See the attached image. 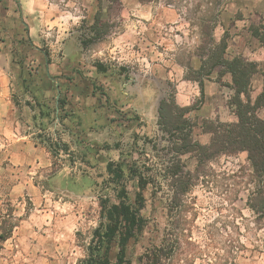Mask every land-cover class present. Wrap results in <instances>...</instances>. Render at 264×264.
I'll use <instances>...</instances> for the list:
<instances>
[{"label":"rangeland","instance_id":"obj_1","mask_svg":"<svg viewBox=\"0 0 264 264\" xmlns=\"http://www.w3.org/2000/svg\"><path fill=\"white\" fill-rule=\"evenodd\" d=\"M131 12L120 0H0V75L29 144L14 165L0 136V230L11 229L0 239V264H90L100 197L116 194L109 161L137 163L151 180L145 225L123 264H264V217L248 204L257 179L246 153L200 165L183 154L178 170L190 189L175 200L165 166L176 136L158 124L161 101L171 99L193 107L194 142L211 140L203 121L236 120L222 56L256 63L247 95H261L264 119V0H192L182 19L152 25ZM214 51L220 63L207 76ZM41 138L61 140L68 153L53 156ZM127 188L134 200V180ZM118 251L112 242L110 264Z\"/></svg>","mask_w":264,"mask_h":264},{"label":"trees","instance_id":"obj_2","mask_svg":"<svg viewBox=\"0 0 264 264\" xmlns=\"http://www.w3.org/2000/svg\"><path fill=\"white\" fill-rule=\"evenodd\" d=\"M213 52L209 61L214 62L212 67L206 72L209 76L215 69V65L220 61V55ZM225 72L231 75V88L234 93L229 102L233 109L236 120L232 122H213L203 121V132L211 134V140L207 144H201L199 141H193L191 118L186 115L193 109L192 106H179L174 99L162 100L159 106L158 124L162 131L168 132L176 137L170 139L169 150L172 152L169 159L170 165L165 166L169 175H171L172 189L174 199L190 189V183L182 179L179 172V162L181 156L186 153H192L198 164L212 161L221 155H237L246 153V159L257 179L256 187L248 200L250 208L264 217V119L258 114L261 108V95L253 102L248 94L251 88V77L258 70L256 63L248 61L242 56H236L232 59H226L222 56ZM202 67L207 65L208 61H202ZM220 63V62H219ZM201 67V68H202ZM100 72L105 71L103 65L97 66ZM243 95L247 96L246 100ZM19 102H15L18 105ZM64 101L60 99L59 108L63 107ZM30 108L33 106L27 102ZM193 142V143H192ZM40 143H44L53 156L60 153H68L69 147L66 143L55 142L50 138H41ZM110 181L113 183V189L116 190L115 199L109 197H100V206L102 210V222L95 229L93 241L96 242L95 248L98 254H94L90 246L91 262L90 264H110L108 251L112 242H116L119 247L117 253V263L125 262L126 247L129 241L134 238L144 227L145 219L141 214L145 206L144 192L151 183L148 172L137 163L124 166L120 162L109 161L106 165ZM134 180L137 190L134 200L129 196L127 188L128 182ZM2 223L5 224V216ZM13 226H11L12 228ZM11 229L2 227L0 230V239L6 240L9 237ZM106 249V254L101 259V249Z\"/></svg>","mask_w":264,"mask_h":264},{"label":"crops","instance_id":"obj_3","mask_svg":"<svg viewBox=\"0 0 264 264\" xmlns=\"http://www.w3.org/2000/svg\"><path fill=\"white\" fill-rule=\"evenodd\" d=\"M124 9L132 11L139 20L151 21L149 24H160L166 21L175 22L179 17V6L182 0H120ZM137 19V20H138ZM148 23V22H147ZM1 66V65H0ZM1 68V67H0ZM1 72V71H0ZM18 121L16 108L10 97V88L5 77L0 75V136L8 137V145L2 150L1 155H6L14 165L21 162L20 154L22 145L26 143V150L29 149L27 137L21 135L17 129ZM10 155V156H9ZM22 184L16 185L10 192L11 195H18Z\"/></svg>","mask_w":264,"mask_h":264},{"label":"built area","instance_id":"obj_4","mask_svg":"<svg viewBox=\"0 0 264 264\" xmlns=\"http://www.w3.org/2000/svg\"><path fill=\"white\" fill-rule=\"evenodd\" d=\"M192 6V0H182L180 2V6H179V19H182L183 17L186 16V11L188 8H191Z\"/></svg>","mask_w":264,"mask_h":264},{"label":"water","instance_id":"obj_5","mask_svg":"<svg viewBox=\"0 0 264 264\" xmlns=\"http://www.w3.org/2000/svg\"><path fill=\"white\" fill-rule=\"evenodd\" d=\"M21 5V4H20ZM54 80H56V79H54Z\"/></svg>","mask_w":264,"mask_h":264}]
</instances>
